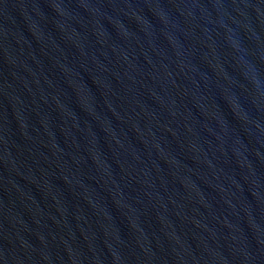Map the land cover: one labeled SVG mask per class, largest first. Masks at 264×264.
<instances>
[{"label": "water", "instance_id": "95a60500", "mask_svg": "<svg viewBox=\"0 0 264 264\" xmlns=\"http://www.w3.org/2000/svg\"><path fill=\"white\" fill-rule=\"evenodd\" d=\"M0 264H264V0H0Z\"/></svg>", "mask_w": 264, "mask_h": 264}]
</instances>
